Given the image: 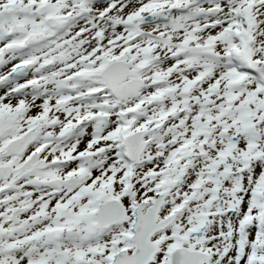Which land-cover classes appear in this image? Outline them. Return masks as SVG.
Segmentation results:
<instances>
[{
    "label": "snow or ice",
    "instance_id": "1",
    "mask_svg": "<svg viewBox=\"0 0 264 264\" xmlns=\"http://www.w3.org/2000/svg\"><path fill=\"white\" fill-rule=\"evenodd\" d=\"M9 63L0 264H264V0H0Z\"/></svg>",
    "mask_w": 264,
    "mask_h": 264
},
{
    "label": "bare ground",
    "instance_id": "2",
    "mask_svg": "<svg viewBox=\"0 0 264 264\" xmlns=\"http://www.w3.org/2000/svg\"><path fill=\"white\" fill-rule=\"evenodd\" d=\"M12 63H15V61L12 62ZM10 64H11V63H9L7 66L0 67V75L6 71V69L10 66ZM6 73H7V72H6ZM30 74H31V73H28V76H27V77H22V78L20 79V81H21L22 79L30 78ZM2 87H3V86H0V89H1ZM38 102H39V101H38Z\"/></svg>",
    "mask_w": 264,
    "mask_h": 264
},
{
    "label": "rangeland",
    "instance_id": "3",
    "mask_svg": "<svg viewBox=\"0 0 264 264\" xmlns=\"http://www.w3.org/2000/svg\"><path fill=\"white\" fill-rule=\"evenodd\" d=\"M11 66H12V64H10V66H9V67L6 69V71H5L4 73H2V74H6V72H8V71L10 70ZM29 73H31V74H30V78H31L32 72L30 71ZM2 74H1V75H2ZM23 81H24V79H22L20 82H23ZM4 91H6V88L2 87V88L0 89V94H2Z\"/></svg>",
    "mask_w": 264,
    "mask_h": 264
}]
</instances>
